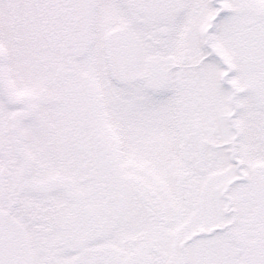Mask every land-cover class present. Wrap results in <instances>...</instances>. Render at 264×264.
I'll list each match as a JSON object with an SVG mask.
<instances>
[{"label":"snow or ice","instance_id":"1","mask_svg":"<svg viewBox=\"0 0 264 264\" xmlns=\"http://www.w3.org/2000/svg\"><path fill=\"white\" fill-rule=\"evenodd\" d=\"M0 264H264V0H0Z\"/></svg>","mask_w":264,"mask_h":264}]
</instances>
